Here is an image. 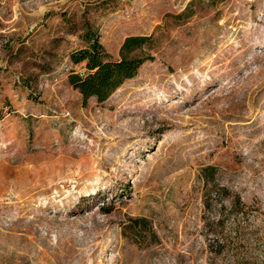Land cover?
<instances>
[{"label":"rangeland","instance_id":"rangeland-1","mask_svg":"<svg viewBox=\"0 0 264 264\" xmlns=\"http://www.w3.org/2000/svg\"><path fill=\"white\" fill-rule=\"evenodd\" d=\"M0 264H264V0H0Z\"/></svg>","mask_w":264,"mask_h":264},{"label":"trees","instance_id":"trees-1","mask_svg":"<svg viewBox=\"0 0 264 264\" xmlns=\"http://www.w3.org/2000/svg\"><path fill=\"white\" fill-rule=\"evenodd\" d=\"M85 45L74 48L70 58L74 62L84 60L85 70H70L69 82L77 88L83 98L94 96L105 100L125 79L134 76L145 60L144 55L128 53L146 44L150 36L144 34L126 35L121 43V55L112 58L95 34L89 29L83 34Z\"/></svg>","mask_w":264,"mask_h":264}]
</instances>
